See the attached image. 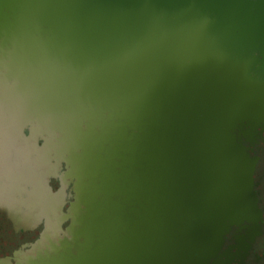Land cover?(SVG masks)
<instances>
[{
  "label": "water",
  "instance_id": "1",
  "mask_svg": "<svg viewBox=\"0 0 264 264\" xmlns=\"http://www.w3.org/2000/svg\"><path fill=\"white\" fill-rule=\"evenodd\" d=\"M19 3L27 14L13 26L23 40L8 51L9 77H0V122L7 125L3 132L0 123V136L14 135L10 145L0 137L6 147L0 148V264H31L41 256L25 248L27 230L4 220L6 211L25 204L16 188L17 157L24 154L10 152L16 138L22 144L23 134L40 124L80 129L83 122L74 119L88 123L92 103H117L123 96L141 98L142 107L158 101L166 113L161 126L176 140L175 198L190 224L180 231L190 238L174 249L162 243L155 249L147 230L132 232L54 264H264V0ZM38 56L46 58L39 63ZM18 87L25 92L20 101L11 95L7 107L5 89L16 93ZM22 104L28 113L13 119ZM75 144L87 149L89 142L77 134ZM38 187L23 193L33 195ZM8 242H14L9 255ZM179 251H188L189 259L182 261Z\"/></svg>",
  "mask_w": 264,
  "mask_h": 264
},
{
  "label": "flooded vegetation",
  "instance_id": "2",
  "mask_svg": "<svg viewBox=\"0 0 264 264\" xmlns=\"http://www.w3.org/2000/svg\"><path fill=\"white\" fill-rule=\"evenodd\" d=\"M21 14L27 13L19 0H0V77L6 79L9 77V70L5 72L10 60L8 51H15L19 45L14 42L23 40L18 25L13 26ZM11 29L14 33L9 34ZM1 50L8 53L7 57H3ZM26 56L24 53L22 58ZM45 58L38 56L37 62L42 63ZM15 71L17 69H12ZM13 82L12 79L9 86L12 89ZM10 88L5 89L7 107L11 95L20 101L19 94L25 92L18 87L14 93ZM126 98L123 96L117 103L105 100L92 103L94 116L88 123L81 118L74 119L75 123L83 122L80 129H70L64 122L60 124L61 129L40 124L27 138L23 134L22 144L16 138V149L10 152L18 150L24 154L17 157V162H21L18 165L21 175L16 188L25 204L19 203L6 211L4 220L9 218L12 224L28 231L25 248L32 246L41 251L40 259L31 264L67 262L84 251L96 249L106 239L132 232L147 230L155 249H159L161 243L174 249L182 240L190 238L189 231L186 234L180 231L182 228L186 231L190 224L186 223L188 213L175 198L172 149L176 140L170 128L161 126L166 113L158 101L156 107L150 103L142 107L141 98L124 101ZM31 100H26L29 108L33 106ZM112 105L118 107L111 109ZM132 105L136 107L131 109ZM22 106L19 109L22 114L13 115V119H23L28 113L24 110L25 104ZM90 107L85 104V110L89 111ZM107 107L110 110L107 111ZM0 123L3 132L7 130V125ZM68 132L73 135L67 136ZM77 134L89 142L87 149L75 144ZM12 137L14 135L1 138L10 145ZM0 146L6 148L2 147V141ZM1 181L6 182L5 177ZM28 182L33 185L29 186ZM37 185L33 195L23 193ZM36 206L40 209H35ZM12 237L17 238V234ZM13 243L8 242V255ZM179 254L184 256L182 261L189 259L188 251H179ZM171 261L175 262V258Z\"/></svg>",
  "mask_w": 264,
  "mask_h": 264
}]
</instances>
